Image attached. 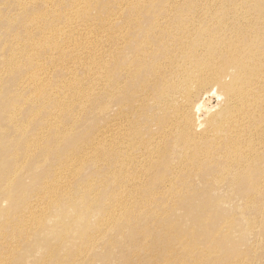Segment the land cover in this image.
<instances>
[{
    "label": "bare ground",
    "instance_id": "1",
    "mask_svg": "<svg viewBox=\"0 0 264 264\" xmlns=\"http://www.w3.org/2000/svg\"><path fill=\"white\" fill-rule=\"evenodd\" d=\"M59 1L61 4L66 2ZM123 3L127 4L126 12L137 10L138 13L129 17L125 15L119 28L114 26V19L110 17L112 14H108L102 18L104 27L100 29L92 28L88 22L73 20L65 35L59 37L61 29L53 34V50H57L61 58L65 54L74 55L70 66L77 65L87 72V79L92 83L104 87L108 81L110 95L122 94L117 109L121 118L114 116L111 119L110 127L98 135V144L92 142L86 149L80 150H93L92 158L105 154L112 163V166L108 165L109 178L106 179L110 181L106 186L108 193L103 199H96L90 207H82L87 210L84 212L86 218L98 214V220L95 225L88 221L82 227L75 226L79 230V243L71 241L67 235L78 221L67 214L65 203L61 201L72 198L73 182L92 185L90 178H81V170L90 160L89 156L84 159L69 156L66 166L58 172L63 177L59 200L57 187L36 190L38 198L20 208L21 220L18 224L11 221L8 225L0 221V247L16 239H24L22 249L26 247L29 255H17L13 261L18 264H26L27 261L32 264H94V259H86V255L98 247L97 243L107 231L115 232L121 238L127 229H130L132 244H124L129 248L126 249L125 264H145L137 259L141 251L150 254L147 256L150 264H170L167 259L165 263L156 261L150 236H158L162 244L175 243L171 246L173 248L179 243L183 250L201 249L200 259L210 257L209 251L220 256L221 246L238 242L236 234L243 226L237 224L235 216L225 215L218 238L216 233H202V229L210 225V215H214L213 205L218 207L222 199L214 202L210 198L212 190L208 187L198 196L193 194L195 189L191 179L197 175H203L204 184L211 180L216 186L221 183L231 188L240 185L246 207L252 206L257 210L256 214L264 226V207L255 205L263 202L258 197L264 195V0L118 1L119 5ZM70 4L82 17L87 14L82 1L73 0ZM50 10L56 12L57 8L51 6ZM81 27L91 29L97 35L90 31L80 33ZM41 42L40 39L38 43ZM83 44H87L84 51ZM34 46V42L30 43L31 48ZM14 63L18 64V61ZM108 68L110 71L107 73ZM68 81L80 85L73 76ZM128 83L132 88H128ZM205 87L217 92L221 110L214 112L213 106H206L203 97L205 99L204 94L210 90L203 94L198 92ZM125 89H130L132 93L123 94ZM132 102L144 103V108L137 113L139 124L134 128L135 134L141 135L137 150H141L143 159L136 164V175L127 179L123 174L129 171L127 167L136 142L132 139L131 114L122 111L132 109ZM203 112L205 117L201 118ZM141 122L157 128L147 133V128H141ZM69 133V130L64 132V141H71ZM156 158L160 159L158 166L161 170H183L186 188L185 192L175 193L172 197L160 196L159 203L177 202L188 215L183 218L176 216L179 208H172L167 214V221L157 222L154 228L149 225L151 231L147 233L146 224L153 222V217H147L149 212H145L148 214L145 216L134 210L132 198L128 195L142 181V174L149 170L151 160ZM206 164L210 165L205 167ZM21 166L22 162L16 160L13 169L19 170ZM121 180L127 183L126 187L119 185ZM165 184L177 187L171 181ZM7 189L5 187L4 195L9 196ZM94 193H88L89 197ZM16 195L19 196V193ZM194 197L205 202H199L202 212L197 219L191 220L189 214L192 208L197 207L195 203L191 206ZM72 200L75 205L79 202L76 198ZM52 207L60 208L54 213ZM160 209L167 213L164 210L167 207ZM44 212L51 213V218L54 215L55 221L46 222L42 218ZM2 215L16 216L11 215L10 209H3ZM66 238L67 243L63 244ZM108 239L112 250L119 238ZM204 242H213L215 246L211 249L209 244L203 246ZM15 248L14 244H10L9 253L0 251V264L11 262V253ZM167 255L170 256V249ZM238 256L233 254L221 259L228 264H236ZM178 262L184 264L181 258ZM206 263L209 264L208 261Z\"/></svg>",
    "mask_w": 264,
    "mask_h": 264
},
{
    "label": "rangeland",
    "instance_id": "2",
    "mask_svg": "<svg viewBox=\"0 0 264 264\" xmlns=\"http://www.w3.org/2000/svg\"><path fill=\"white\" fill-rule=\"evenodd\" d=\"M71 1L73 0H66L61 4L59 0H0V221H4L8 225L11 221L20 222V208L30 202L33 203L38 198V193H35L36 190L57 187L56 196L59 200L63 177L58 172L66 166L68 157L84 159L89 156L90 160L84 164L85 166L81 170V178H90L92 185L84 182L80 184L73 182L71 185L73 195L70 196L72 198L63 200L60 198L61 202L65 203L67 214L76 217V221H78V224L72 225V229L67 232V235L71 241L74 240L75 243H79V230H76L75 226L81 225L82 227L88 221L95 225L99 217L98 214H95L86 218L84 215L86 209L82 207H90L96 199H103L104 194L108 193L106 187L110 182L106 180L109 178L107 175L109 173L108 165L112 166L110 157L107 155L99 154L96 158H92L94 155L91 154V151L93 150L87 148L88 154H85L86 151L80 150L86 149L92 142L98 144L100 142L98 135L110 127L111 119L114 116L121 118L117 109L120 107L122 94L110 95L108 92L110 83L108 81L104 87L102 84L92 83L87 79V72L77 65L70 66L74 55L65 54L64 58H61L57 50L52 48L55 41L53 34L61 29L59 37L65 35V31L73 20H78V23L88 22L92 28L100 29L104 27L102 18L108 14H112L110 17L114 19V26L119 28L118 26L122 25V18L124 19L125 15L129 17L138 12L137 10L126 12L127 4L119 5V0H75V2L82 1L86 5L85 12L87 14L82 17L73 10ZM51 6H55L57 11L50 10ZM151 11L154 15V7ZM79 31L80 33L90 31L91 34H96L93 30L85 27H81ZM40 39L42 40L41 44L38 43ZM32 42L35 43L33 48L30 47ZM86 46L87 44H83L82 51ZM14 61H18V64H15ZM107 70L108 73L110 69ZM70 76H73L80 85L70 84L68 81ZM118 78H120L119 75ZM127 86L132 88L129 83ZM151 86L152 84L149 82V87L151 88ZM210 89L211 87H205L198 92L203 94ZM130 93L132 91L127 89L123 94ZM204 95L203 101H205L206 106H213L214 112L222 109L216 91L210 90ZM66 99H70V101L65 102ZM130 105H133L132 109L127 108L122 111L131 114L129 118L133 126L132 139L136 142V148L130 157V165L127 167L129 171L123 174L127 179L136 175L134 173L136 164L138 160L143 159L141 150H137V145L140 146L141 135H136L134 128L139 124L137 113L144 108V103L132 102ZM204 115L203 112L200 117L204 118ZM140 126L142 129L147 128V133L157 128L153 125L148 127L145 122H141ZM66 130L71 132L69 133L71 141H67V139L64 141L63 139ZM26 149H28L27 155ZM16 160L18 163L22 162L19 170L13 169ZM151 162L149 170L142 174V181L137 183L128 195L129 198H132L133 203L131 205L135 206L134 210L140 214L149 212L150 216H147L148 214L145 216L153 217V222L150 221L146 224L147 233L151 231L149 228L157 226V222L165 223L167 214L172 208L176 210L179 208L177 202L159 203L158 198L160 196L172 197L175 193L186 191L184 176H182L183 170H161L158 166L159 158L153 159ZM207 165L210 164H206L205 167ZM134 180L135 178H133ZM157 180L160 181L156 183ZM191 180L195 189L193 194H197L196 196L208 187V190L209 188L212 190L211 194H213L210 195V198L214 202L222 199L219 202L220 207L213 205L215 207L214 215H210V225L202 229V233H216L218 238V231L225 223L224 216L231 215L235 216L240 227L243 226L240 233L236 234L238 242L221 246L220 256L219 253L209 251L210 257L200 259L201 249L187 248L183 250L179 243H176V248H173L171 246L175 243L162 244L159 242L161 240L158 236L155 238L150 236L156 261L163 263L167 259L166 262L170 264H179L178 261L181 258L184 264H207V261L209 264H228L221 258H229L233 254H238L236 264H264V226L256 214L257 210L251 208L252 206L246 207V199L242 188H239L240 185L231 188L230 185L221 183L222 185L216 186L211 180L204 184L203 175L194 176ZM169 181L176 184L177 187L165 184ZM119 185L126 187L127 183L121 180ZM5 187L10 192L9 196L8 194L4 195ZM174 190L176 191L173 192ZM93 192H95L93 196L89 197L88 193L92 194ZM16 193H19V196ZM73 198L79 200L76 205L72 200ZM199 199L201 198L194 197L192 200L191 206H194L195 203L199 210L197 207L192 208L193 210L189 214L191 220L197 219L202 212L199 204L205 200ZM261 199L263 202L255 203L258 208L264 207V195L258 197V200ZM161 207H167L168 209H164L167 210V213H163ZM59 208L52 207V210L56 213ZM3 209H10L11 215L16 214V216L12 218L3 217ZM42 214V218L46 222L55 221L54 215L51 218V213L44 212ZM187 215L186 209L179 208L177 210L176 216L183 218ZM255 215L256 217H254ZM248 220L251 222H247ZM129 234L130 229H127L124 234L125 237L120 238L116 236L115 232L107 231L106 236L97 243L98 247L88 253L86 259H94V264H125L126 249L129 248L128 246L124 247V244H132ZM111 237L119 238L112 250L108 239ZM67 239L62 243L66 244ZM219 240L221 239L219 238ZM10 244H14L16 248L11 253L10 259L12 260L8 264H18L13 260L20 253L23 256L29 255L26 247L22 249L23 238L1 246L0 251L6 250L9 253ZM207 244L209 243H202L203 246ZM214 246L213 242L209 244L211 249ZM169 249L170 256L167 255ZM148 255L150 254L141 251L137 259L141 263L150 264L147 259ZM184 256H186V260H184ZM115 258L117 259L115 260ZM197 259H199L198 262ZM26 264L32 263L27 261Z\"/></svg>",
    "mask_w": 264,
    "mask_h": 264
}]
</instances>
